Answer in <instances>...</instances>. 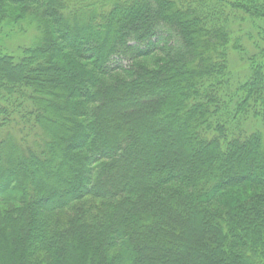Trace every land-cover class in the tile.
Wrapping results in <instances>:
<instances>
[{
    "label": "trees",
    "instance_id": "obj_1",
    "mask_svg": "<svg viewBox=\"0 0 264 264\" xmlns=\"http://www.w3.org/2000/svg\"><path fill=\"white\" fill-rule=\"evenodd\" d=\"M259 124L264 0H0V264H264Z\"/></svg>",
    "mask_w": 264,
    "mask_h": 264
},
{
    "label": "rangeland",
    "instance_id": "obj_2",
    "mask_svg": "<svg viewBox=\"0 0 264 264\" xmlns=\"http://www.w3.org/2000/svg\"><path fill=\"white\" fill-rule=\"evenodd\" d=\"M21 34V33H20ZM32 37H34V33H27V34H25V33H23V34H21V36H19V35H17V36H15L14 38H10V40H9V46L10 47H12L14 50H19V48H21V47H23V46H26V45H28V44H30V42H31V38ZM159 55V57H161V58H165V59H167L168 57L166 56V53H159V52H155V53H153V54H151L150 56H148V57H144V59H142L141 60V64H143L144 66H146L148 69H149V67H151L152 68V59L150 58L152 55ZM129 63H122V65L123 66H125V65H128ZM130 65V64H129ZM128 65V66H129ZM127 68V67H126ZM136 68V67H135ZM154 68L155 69H158V67L157 66H154ZM242 70V69H241ZM129 74H130V72H128V73H126V75L129 77V78H131L132 76H133V74H130V76H129ZM116 75H120L119 73H116ZM123 75V74H122ZM259 125H261V124H259ZM261 129H263V132H264V124L263 125H261V127H260Z\"/></svg>",
    "mask_w": 264,
    "mask_h": 264
}]
</instances>
